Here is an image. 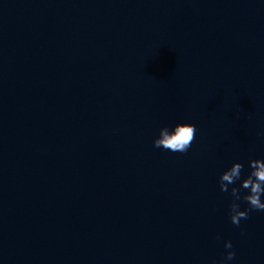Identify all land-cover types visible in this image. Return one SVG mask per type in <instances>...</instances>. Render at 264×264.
<instances>
[{
  "label": "water",
  "instance_id": "water-1",
  "mask_svg": "<svg viewBox=\"0 0 264 264\" xmlns=\"http://www.w3.org/2000/svg\"><path fill=\"white\" fill-rule=\"evenodd\" d=\"M178 122L189 151L155 148ZM251 159L259 0H0V264H264L218 183Z\"/></svg>",
  "mask_w": 264,
  "mask_h": 264
},
{
  "label": "clouds",
  "instance_id": "clouds-1",
  "mask_svg": "<svg viewBox=\"0 0 264 264\" xmlns=\"http://www.w3.org/2000/svg\"><path fill=\"white\" fill-rule=\"evenodd\" d=\"M259 2L264 4V0ZM196 132V126L187 122L164 126L159 129L153 146L173 154H185L191 148ZM248 167L250 171L245 177L242 175L244 165L234 162L220 174L218 180L220 191L232 198L228 216L231 224L236 227L240 226L242 220L249 218L250 211L264 212V159H251L248 161ZM241 202L247 205L243 210ZM217 239L220 237L217 236ZM224 248L226 256L221 264H228L234 260L236 252L232 250L231 241H225Z\"/></svg>",
  "mask_w": 264,
  "mask_h": 264
}]
</instances>
